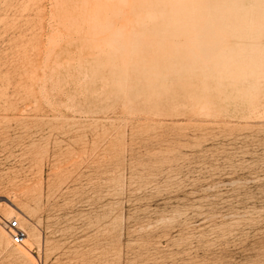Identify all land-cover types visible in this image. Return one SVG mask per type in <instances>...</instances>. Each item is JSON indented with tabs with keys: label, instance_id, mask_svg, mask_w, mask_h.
Masks as SVG:
<instances>
[{
	"label": "rangeland",
	"instance_id": "obj_1",
	"mask_svg": "<svg viewBox=\"0 0 264 264\" xmlns=\"http://www.w3.org/2000/svg\"><path fill=\"white\" fill-rule=\"evenodd\" d=\"M0 264H264V0H0Z\"/></svg>",
	"mask_w": 264,
	"mask_h": 264
},
{
	"label": "built area",
	"instance_id": "obj_2",
	"mask_svg": "<svg viewBox=\"0 0 264 264\" xmlns=\"http://www.w3.org/2000/svg\"><path fill=\"white\" fill-rule=\"evenodd\" d=\"M4 226L8 232L11 242L14 244H21L26 236L23 227L20 225L18 217L12 216L5 219Z\"/></svg>",
	"mask_w": 264,
	"mask_h": 264
},
{
	"label": "crops",
	"instance_id": "obj_3",
	"mask_svg": "<svg viewBox=\"0 0 264 264\" xmlns=\"http://www.w3.org/2000/svg\"><path fill=\"white\" fill-rule=\"evenodd\" d=\"M187 253H185L184 249L180 248V247H172V249H168L167 251L164 250L162 252V261L165 263L171 261V263H174L175 261L178 262H185L190 260L191 258H194V255H186ZM196 257L200 258H204L206 257L205 255H196Z\"/></svg>",
	"mask_w": 264,
	"mask_h": 264
},
{
	"label": "bare ground",
	"instance_id": "obj_4",
	"mask_svg": "<svg viewBox=\"0 0 264 264\" xmlns=\"http://www.w3.org/2000/svg\"><path fill=\"white\" fill-rule=\"evenodd\" d=\"M4 221H5V218H1V222H2V224H3V227H4V229L6 230V228H5V226H4ZM20 225L22 226V224H21V222H20ZM23 227V226H22ZM24 229V228H23ZM24 231H25V229H24ZM6 232H7V230H6ZM8 233V232H7ZM25 234H26V231H25ZM26 237H27V234H26V236H25V238H24V240L26 239ZM10 239V238H9ZM23 243H24V241H23ZM22 243V244H23Z\"/></svg>",
	"mask_w": 264,
	"mask_h": 264
}]
</instances>
